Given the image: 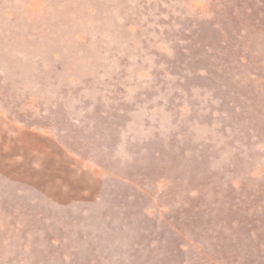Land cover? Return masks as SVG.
Wrapping results in <instances>:
<instances>
[{
    "label": "rangeland",
    "instance_id": "obj_1",
    "mask_svg": "<svg viewBox=\"0 0 264 264\" xmlns=\"http://www.w3.org/2000/svg\"><path fill=\"white\" fill-rule=\"evenodd\" d=\"M0 264H264V0H0Z\"/></svg>",
    "mask_w": 264,
    "mask_h": 264
}]
</instances>
